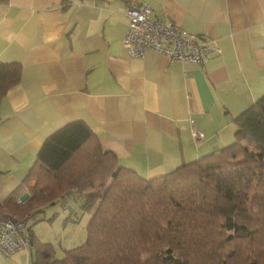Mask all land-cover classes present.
Returning a JSON list of instances; mask_svg holds the SVG:
<instances>
[{
    "label": "crops",
    "instance_id": "obj_1",
    "mask_svg": "<svg viewBox=\"0 0 264 264\" xmlns=\"http://www.w3.org/2000/svg\"><path fill=\"white\" fill-rule=\"evenodd\" d=\"M132 1L219 52L204 66L153 51L131 57L122 41ZM0 62L21 66L0 101V214L34 221L41 206L28 210L26 188L12 194L44 140L68 123H84L145 179L238 141L232 119L264 95V0H0ZM33 260L31 249L0 253V264Z\"/></svg>",
    "mask_w": 264,
    "mask_h": 264
},
{
    "label": "trees",
    "instance_id": "obj_2",
    "mask_svg": "<svg viewBox=\"0 0 264 264\" xmlns=\"http://www.w3.org/2000/svg\"><path fill=\"white\" fill-rule=\"evenodd\" d=\"M20 76L0 62V101ZM232 121L238 141L152 179L121 167L82 122L53 132L12 195L26 188L31 211L72 191L91 218L61 259L29 226L33 264H264V95Z\"/></svg>",
    "mask_w": 264,
    "mask_h": 264
},
{
    "label": "built area",
    "instance_id": "obj_3",
    "mask_svg": "<svg viewBox=\"0 0 264 264\" xmlns=\"http://www.w3.org/2000/svg\"><path fill=\"white\" fill-rule=\"evenodd\" d=\"M126 16L128 30L122 44L133 58L153 51L174 62L204 66L213 52H219L214 42L207 37L189 34L169 21L161 22L152 18V10L148 5L132 1L128 4ZM191 134L195 140L203 138L201 132L193 130ZM16 202L22 204L21 200ZM30 219L31 216L18 219L0 214L2 255L8 257L19 250L29 251L30 233L27 223Z\"/></svg>",
    "mask_w": 264,
    "mask_h": 264
},
{
    "label": "rangeland",
    "instance_id": "obj_4",
    "mask_svg": "<svg viewBox=\"0 0 264 264\" xmlns=\"http://www.w3.org/2000/svg\"><path fill=\"white\" fill-rule=\"evenodd\" d=\"M25 192L30 196L27 189ZM83 199L82 195L75 197L67 194L65 198L62 197L51 205L42 206L37 218L33 221L31 216L27 223L38 241L49 243L59 259L63 258L65 250L80 246L85 241V230L89 221L79 216L77 219L72 217V212L80 209L83 211ZM43 204L44 200L37 199L30 206L38 208Z\"/></svg>",
    "mask_w": 264,
    "mask_h": 264
}]
</instances>
